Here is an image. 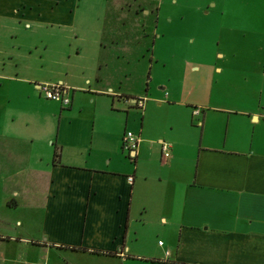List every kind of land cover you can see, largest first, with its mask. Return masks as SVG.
I'll use <instances>...</instances> for the list:
<instances>
[{
	"label": "crops",
	"instance_id": "obj_1",
	"mask_svg": "<svg viewBox=\"0 0 264 264\" xmlns=\"http://www.w3.org/2000/svg\"><path fill=\"white\" fill-rule=\"evenodd\" d=\"M96 1L0 0V240L125 264L151 231L152 263L264 264V0H220L214 65L177 75L168 60L212 31L171 29L156 0ZM56 83L66 107L36 90Z\"/></svg>",
	"mask_w": 264,
	"mask_h": 264
},
{
	"label": "rangeland",
	"instance_id": "obj_2",
	"mask_svg": "<svg viewBox=\"0 0 264 264\" xmlns=\"http://www.w3.org/2000/svg\"><path fill=\"white\" fill-rule=\"evenodd\" d=\"M220 0H156V5L163 3L162 13L167 14L174 18L175 21L172 22L171 29L181 30L190 33L191 35L197 34V30L205 29L212 31L211 35L207 39L204 37L201 42H193L194 46L200 48H193L192 50L185 53H178L174 58L168 60L170 72L172 75L180 74L181 72L187 71V68L182 65L181 59H184L186 62H198L199 65H214V10L218 11V2ZM214 2H217V6L214 5ZM98 3V0L95 2ZM155 5V6H156ZM97 6L91 8L92 11H95ZM209 10L208 14H203ZM182 18V20H179ZM179 20V21H177ZM48 37V36H46ZM54 42V46L61 48V45L64 43L63 38L58 36V38L51 36L48 37ZM243 44V40L240 37H237V42L234 44ZM138 57L133 60L134 65L133 71L138 73L136 67L140 66L142 60L140 52H138ZM138 63V64H137ZM125 67V64H124ZM203 70V69H202ZM165 71L160 67L155 69L154 77L157 79L159 76H163ZM125 86V82H124ZM15 216V213H10L8 210L3 207L0 208V218H4L2 223H7L8 219ZM11 228V227H10ZM9 230V229H8ZM6 229L3 225H0V235H8L5 232ZM10 233V230H9ZM162 241L153 236V232L149 231L147 236L141 237L134 245L136 253L140 255L137 259L129 260L125 264H157L152 263L151 261H146L144 256L148 255H159L161 254L162 248L157 245H161L156 241ZM157 243V244H156ZM44 254L37 251L36 248L30 247L23 243L12 241H2L0 240V264H53L51 260H46ZM52 258V257H51ZM54 259V258H52ZM82 259V258H81ZM104 264L102 261L97 259H82L74 262V264Z\"/></svg>",
	"mask_w": 264,
	"mask_h": 264
},
{
	"label": "built area",
	"instance_id": "obj_3",
	"mask_svg": "<svg viewBox=\"0 0 264 264\" xmlns=\"http://www.w3.org/2000/svg\"><path fill=\"white\" fill-rule=\"evenodd\" d=\"M36 90L38 91L39 95L46 100L53 101L59 103L61 106L66 107L69 105L70 100L66 95V91L61 84H39L36 86ZM143 101L142 99H138L134 102L133 106L137 109L142 108ZM199 112L198 109H194L192 111V115H197ZM138 143V138L134 136L131 132H124L122 139H121V148L124 152L128 154L133 152L136 148ZM161 154V161L162 163L169 158V148L167 144L162 141L158 142ZM132 180L131 177H127V181L130 183ZM160 244V243H159Z\"/></svg>",
	"mask_w": 264,
	"mask_h": 264
}]
</instances>
